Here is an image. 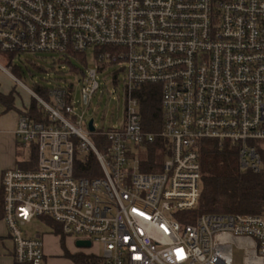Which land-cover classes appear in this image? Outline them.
Here are the masks:
<instances>
[{"label": "built area", "instance_id": "built-area-1", "mask_svg": "<svg viewBox=\"0 0 264 264\" xmlns=\"http://www.w3.org/2000/svg\"><path fill=\"white\" fill-rule=\"evenodd\" d=\"M89 49L126 71L124 122L91 131L71 89L48 90V100L31 93L46 121L27 104L15 135L30 157L35 149V168L24 159L29 169L0 182L15 262L48 263L42 234L24 230L40 218L75 245L91 243L72 253L89 257L84 264H233L232 240L249 250L246 264H264V211L190 221L204 141L235 148L243 171L264 169V0H0V54L68 59ZM0 73L15 78L9 64ZM83 82L89 107L97 70ZM144 84L161 87L156 132L145 130L146 97L135 94ZM155 145L160 168L141 171ZM90 153L99 174L80 176Z\"/></svg>", "mask_w": 264, "mask_h": 264}, {"label": "rangeland", "instance_id": "rangeland-1", "mask_svg": "<svg viewBox=\"0 0 264 264\" xmlns=\"http://www.w3.org/2000/svg\"><path fill=\"white\" fill-rule=\"evenodd\" d=\"M99 52L100 50L89 49L81 56H69V62L58 55L16 54L12 56L1 53L0 64L4 66L9 64L19 69L21 74L19 78H13L0 73L1 89L11 90L10 92L15 94L18 106L30 103L31 93L36 92L37 87L47 90L59 86L66 87L71 89L78 112L85 114L87 123L93 120L97 131L107 132L110 129L119 128L124 122L129 102L126 97V71L123 70L122 64L97 61ZM90 70H97V82L100 88L93 96L90 106L87 107L82 101L81 90L85 85L82 73L88 76ZM20 154V159L31 158L27 148L20 149ZM17 167L23 169L20 165ZM24 230L29 237L42 234L44 243L49 247L47 256L50 260H55L54 264H67L66 251L72 254L78 249L74 239L64 237L57 224H47L43 219L35 218ZM231 243L233 264H246V259L250 256L246 254L248 249L243 246L244 242L232 240Z\"/></svg>", "mask_w": 264, "mask_h": 264}, {"label": "trees", "instance_id": "trees-1", "mask_svg": "<svg viewBox=\"0 0 264 264\" xmlns=\"http://www.w3.org/2000/svg\"><path fill=\"white\" fill-rule=\"evenodd\" d=\"M81 55L72 53L71 56ZM65 60L69 62V58ZM11 74L15 78L21 76L20 70L15 67H11ZM82 74L84 76V73ZM160 88L159 85L144 84L135 92L141 98L146 97L141 103V114L144 128L147 131L156 132L160 129V119L162 118ZM34 93L45 100L50 99L47 89L37 87ZM14 97L13 92L8 95L0 93V103L5 106L7 111L16 109ZM28 112L29 116L37 121H46L44 112L37 107L33 97L30 99ZM99 148H101L100 145ZM148 149V163H146L145 168L141 169L146 173L160 168L156 162L159 158L156 153V145L150 146ZM31 157L34 161L31 168H35V159L37 158L35 149L32 151ZM19 163L17 165L22 166L23 169L30 168L24 161ZM200 164L202 194L198 209L190 213L192 217L190 221L193 222L197 216L203 214L258 215L264 211V169L259 173L241 170L237 150L227 143L221 144L214 140L204 141L201 144ZM77 168L78 174L83 177L99 174V171L94 174L93 170H97V163L95 156L91 153L86 160L77 162ZM0 215L3 217L2 190L0 192ZM50 224L53 223L50 222ZM65 256L78 264H84L89 259L84 254H71L68 251H66Z\"/></svg>", "mask_w": 264, "mask_h": 264}, {"label": "crops", "instance_id": "crops-1", "mask_svg": "<svg viewBox=\"0 0 264 264\" xmlns=\"http://www.w3.org/2000/svg\"><path fill=\"white\" fill-rule=\"evenodd\" d=\"M10 91L2 90L0 85V93L8 95L11 93ZM13 96H15L14 93ZM14 98L16 107L15 110L7 111L5 106L0 103V182L2 175L6 170L13 169L17 166L18 162L24 160V158L20 159V149L22 148L20 147L19 140L16 138L15 130L17 128L20 112L23 108H26L27 105L23 103L22 105L17 106V99L16 97ZM27 104H29V102ZM8 231L9 230L3 220V217L0 215V264L16 263L13 258L14 244ZM44 247L46 262H48L47 264H54L55 260H50V257L47 256L49 248L48 245L44 243ZM68 262L66 263L73 264L70 261Z\"/></svg>", "mask_w": 264, "mask_h": 264}, {"label": "water", "instance_id": "water-1", "mask_svg": "<svg viewBox=\"0 0 264 264\" xmlns=\"http://www.w3.org/2000/svg\"><path fill=\"white\" fill-rule=\"evenodd\" d=\"M89 128L91 131H94V126H93V120L89 122ZM76 245L78 247H86L89 248L91 246L90 242H84V241H77Z\"/></svg>", "mask_w": 264, "mask_h": 264}]
</instances>
